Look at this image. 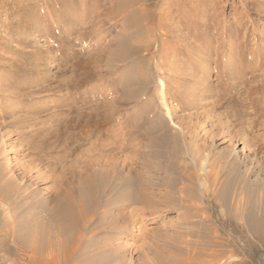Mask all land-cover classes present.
Listing matches in <instances>:
<instances>
[{
    "label": "rangeland",
    "instance_id": "374dc122",
    "mask_svg": "<svg viewBox=\"0 0 264 264\" xmlns=\"http://www.w3.org/2000/svg\"><path fill=\"white\" fill-rule=\"evenodd\" d=\"M0 192V264H264V0H0Z\"/></svg>",
    "mask_w": 264,
    "mask_h": 264
},
{
    "label": "bare ground",
    "instance_id": "6f19581e",
    "mask_svg": "<svg viewBox=\"0 0 264 264\" xmlns=\"http://www.w3.org/2000/svg\"><path fill=\"white\" fill-rule=\"evenodd\" d=\"M84 186L82 185L78 189H76L73 199L65 198L66 199L65 203L67 205L68 210L72 208H77L80 214L84 213V206H83L84 196H86L89 192H94L92 188L91 189L89 188L87 190ZM71 195H69V197ZM256 235L259 238L264 239V230L256 231ZM85 244H86V239L81 234L79 235L69 234L67 237H64L62 240L59 241L46 240L44 241V245L38 244L36 240H31L30 244H26L24 246H26L28 248L26 250H30L33 255L37 254V257L30 264H95L96 257L93 255L90 256L87 260L84 258H80V251L84 250L83 248ZM43 252L46 253L47 256L44 255Z\"/></svg>",
    "mask_w": 264,
    "mask_h": 264
}]
</instances>
